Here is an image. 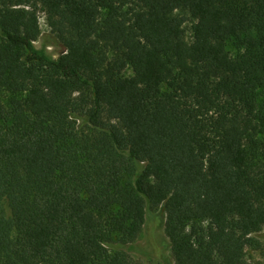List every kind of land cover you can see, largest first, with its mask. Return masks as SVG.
I'll return each instance as SVG.
<instances>
[{
  "label": "trees",
  "instance_id": "obj_1",
  "mask_svg": "<svg viewBox=\"0 0 264 264\" xmlns=\"http://www.w3.org/2000/svg\"><path fill=\"white\" fill-rule=\"evenodd\" d=\"M263 92L264 0H0V264H252Z\"/></svg>",
  "mask_w": 264,
  "mask_h": 264
},
{
  "label": "rangeland",
  "instance_id": "obj_2",
  "mask_svg": "<svg viewBox=\"0 0 264 264\" xmlns=\"http://www.w3.org/2000/svg\"><path fill=\"white\" fill-rule=\"evenodd\" d=\"M133 7L134 6L130 4L123 12L128 13ZM179 15L187 19L185 24L186 42L190 44L193 41L192 27L195 21L186 11L179 13ZM39 16L41 18L42 37L35 45L38 49H45L54 59H58L64 53L65 49L62 43H60V40H57L48 27L45 13L41 11L39 12ZM228 50L232 54L237 53L235 43H232L228 47ZM258 169L264 172V165H258ZM165 222L166 215L163 209L156 211V213L149 214L145 231L137 243L135 252H133L135 259L140 260L143 264H164L163 257L171 255L167 249L168 240L164 229ZM164 240L167 242L166 244L163 243ZM259 240L262 245L261 250H247V259L252 264H264V231L261 236H259Z\"/></svg>",
  "mask_w": 264,
  "mask_h": 264
}]
</instances>
